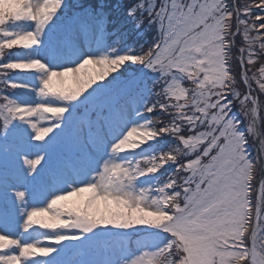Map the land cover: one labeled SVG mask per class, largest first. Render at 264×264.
I'll list each match as a JSON object with an SVG mask.
<instances>
[{"label": "snow or ice", "instance_id": "6c2138e0", "mask_svg": "<svg viewBox=\"0 0 264 264\" xmlns=\"http://www.w3.org/2000/svg\"><path fill=\"white\" fill-rule=\"evenodd\" d=\"M0 264H264V0H0Z\"/></svg>", "mask_w": 264, "mask_h": 264}]
</instances>
